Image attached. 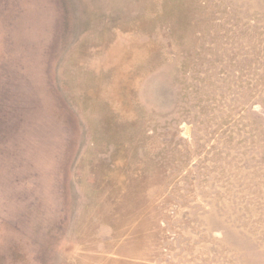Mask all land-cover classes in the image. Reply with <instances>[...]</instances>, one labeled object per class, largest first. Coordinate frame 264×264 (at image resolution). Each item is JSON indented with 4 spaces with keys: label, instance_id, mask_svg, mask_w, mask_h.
Listing matches in <instances>:
<instances>
[{
    "label": "rangeland",
    "instance_id": "374dc122",
    "mask_svg": "<svg viewBox=\"0 0 264 264\" xmlns=\"http://www.w3.org/2000/svg\"><path fill=\"white\" fill-rule=\"evenodd\" d=\"M0 264H264V0H0Z\"/></svg>",
    "mask_w": 264,
    "mask_h": 264
}]
</instances>
